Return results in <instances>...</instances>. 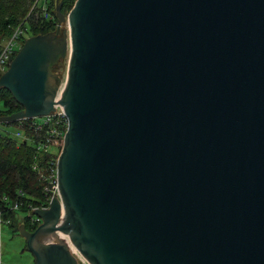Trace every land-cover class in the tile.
Masks as SVG:
<instances>
[{
  "label": "water",
  "instance_id": "obj_1",
  "mask_svg": "<svg viewBox=\"0 0 264 264\" xmlns=\"http://www.w3.org/2000/svg\"><path fill=\"white\" fill-rule=\"evenodd\" d=\"M54 15L0 75L22 108L0 124L56 105L67 121L57 194L18 228L34 264H78L74 247L88 264H264V0Z\"/></svg>",
  "mask_w": 264,
  "mask_h": 264
},
{
  "label": "trees",
  "instance_id": "obj_2",
  "mask_svg": "<svg viewBox=\"0 0 264 264\" xmlns=\"http://www.w3.org/2000/svg\"><path fill=\"white\" fill-rule=\"evenodd\" d=\"M33 2L34 0H0V51L13 34L14 28L21 23L28 21L27 26L31 27L32 35L55 31L57 18L54 13L51 12L50 19L46 16L41 19L42 22L35 21L40 8H34L29 13ZM74 2L75 0H45L47 5H52V9L60 3L63 14L70 11ZM26 16L28 17L27 21L24 20ZM23 28H26L25 24H23ZM6 38L7 40L2 44ZM23 41L25 40L23 39ZM15 54L16 52L13 51L10 61ZM21 109V106L15 102L7 90H0V117L19 112ZM30 122L31 120L21 121L25 126L23 128L25 136L23 140L11 136L6 131V127L10 125L17 127L20 121L0 124V205L5 208L4 219L10 220L8 226L16 229L18 233V229L13 228L17 214H25L22 221L23 226L27 231L32 232L38 225H30V217L27 215H32L34 209L48 206L47 200L50 193L46 190L47 181L42 177L40 178L38 172L33 170V165L37 164L39 168L45 171L46 162L49 159L55 160L58 156L37 150L32 141L34 132L28 129ZM3 198L6 200L3 201ZM14 205H17V210H13Z\"/></svg>",
  "mask_w": 264,
  "mask_h": 264
},
{
  "label": "built area",
  "instance_id": "obj_3",
  "mask_svg": "<svg viewBox=\"0 0 264 264\" xmlns=\"http://www.w3.org/2000/svg\"><path fill=\"white\" fill-rule=\"evenodd\" d=\"M20 34H21V31L19 30V28H17V30L13 32L11 37L4 44L3 48L0 51V73L1 74L7 70L8 65H9L8 63H10V57L13 54L15 47L20 45V42H18ZM62 86L63 85H61L58 91L59 92L57 94L58 97L61 92ZM25 120H31V122L28 124L29 126L28 129L34 132V139L32 141L35 144V147L37 148L38 151L43 150L51 154V151H50L51 148L61 149L63 137L66 132L67 121L64 116L63 110L59 105L55 106V112L51 116L36 118V119H25ZM21 121H24V120H20V124L17 127H15L16 133L14 136L15 138L19 140H23L25 138L24 130H23L25 126L23 123H21ZM56 162H57V158L55 160L49 159L46 162L45 171L42 170V168H39L37 164L33 165V170L38 172V174L40 175V178L42 177L45 181H47L48 186L46 190L50 193L48 196V200H47L48 204L51 198L57 194ZM5 200L6 199L3 198V201ZM43 208H46V207H43ZM13 210H17V205L13 206ZM4 212H5V208H2V206L0 205V264H4L2 261V254H1V229L3 226H8L10 224V220L4 219L3 217ZM27 216L30 217L31 223L37 224V225L41 223V220L37 218L36 216H33V215H27ZM72 255L75 257L74 254Z\"/></svg>",
  "mask_w": 264,
  "mask_h": 264
},
{
  "label": "rangeland",
  "instance_id": "obj_4",
  "mask_svg": "<svg viewBox=\"0 0 264 264\" xmlns=\"http://www.w3.org/2000/svg\"><path fill=\"white\" fill-rule=\"evenodd\" d=\"M34 8H40V9H38L39 13H38L37 17H35L37 19L35 21H41V22H42L41 19L46 17V16H48V18L50 19L51 12L54 13V11H55V8L52 9V5H47L45 3V0H34V2L31 5V8L29 10V13L31 11H33ZM27 18L28 17L26 16L24 20L27 21ZM27 23H28V21H27ZM27 23L26 22L21 23L14 28V31L17 30V28H19V30L21 31V34H20L19 40H18V42H20V45L16 46L15 50H14L16 53L21 48V46L23 45V43H24L23 39L26 40L27 38L33 36L32 35L33 31L31 30V27H29V25L27 26ZM23 24H25V27H26L25 29L23 28ZM66 26H67L66 24H62V28H65ZM6 40H7V38L2 41V44H4V42ZM58 73L60 74L61 81L63 84L65 76H66V60L62 63V66L59 69ZM6 128H7L6 131L11 136L14 137L15 133H16L15 127L10 125ZM60 150L58 148H51L50 149L51 153L55 154V155H59ZM24 217H25V214H17V218L14 221L13 228L18 229L19 226L23 225L22 221H23ZM29 223H30V225L33 224V223H31V221ZM1 254H2V261L4 264H34L32 255L30 253L26 252V250H25L24 238H22L19 235V233L16 231V229L14 230L10 226H3L1 229ZM74 255L78 261V264H88V262L82 257V255L80 253L74 254Z\"/></svg>",
  "mask_w": 264,
  "mask_h": 264
},
{
  "label": "bare ground",
  "instance_id": "obj_5",
  "mask_svg": "<svg viewBox=\"0 0 264 264\" xmlns=\"http://www.w3.org/2000/svg\"><path fill=\"white\" fill-rule=\"evenodd\" d=\"M60 87H61V86H60ZM58 93H59V92H58ZM58 99H59V97L57 96L56 99H55V102H57ZM56 106H57V105H56ZM57 234L60 235V236H63L68 242H70V240H69V238H68L67 236L63 235V234L60 233V232H57ZM70 250H71L72 254H73V253H74V254H78V253H79L75 247H74L73 249L70 248ZM79 256H80V255H79Z\"/></svg>",
  "mask_w": 264,
  "mask_h": 264
}]
</instances>
